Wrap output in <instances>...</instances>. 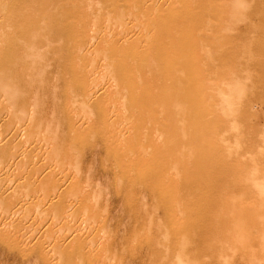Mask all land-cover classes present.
Wrapping results in <instances>:
<instances>
[{
	"label": "bare ground",
	"instance_id": "obj_1",
	"mask_svg": "<svg viewBox=\"0 0 264 264\" xmlns=\"http://www.w3.org/2000/svg\"><path fill=\"white\" fill-rule=\"evenodd\" d=\"M255 242L261 263L264 0H0V264Z\"/></svg>",
	"mask_w": 264,
	"mask_h": 264
},
{
	"label": "rangeland",
	"instance_id": "obj_2",
	"mask_svg": "<svg viewBox=\"0 0 264 264\" xmlns=\"http://www.w3.org/2000/svg\"><path fill=\"white\" fill-rule=\"evenodd\" d=\"M160 65V64H159ZM162 72H163V74H165L164 72H168V70H167V67H166V69L164 68L163 70H161ZM168 77H169V75H167ZM166 77V76H165ZM196 145L197 144H190L188 147L189 148H196ZM107 208L109 209V211L111 212H114V209L116 208L115 206L113 207L111 204H108L107 205ZM114 208V209H113ZM127 210V209H126ZM126 210H125V208H120L119 210H118V212H120V213H123V212H126ZM111 212V213H112ZM241 218V217H240ZM238 219V218H237ZM241 219H243V218H241ZM249 246H251L252 248H254V250L252 251L251 249H249V247H247V248H243V246H241V247H239L240 248V251H237V252H235L234 253V255L231 257L230 255H228V257L227 256H224V257H227L229 260H223V262H225L226 264H264V258H262V262L261 263H258L257 261H258V259L261 257V253H259V245L255 242L254 244H252V245H249ZM235 251V248H230L229 249V253L230 252H234ZM252 252H257V254H255V256H252L253 254H252ZM259 253V254H258ZM137 258V257H136ZM134 259V258H133ZM137 261H138V259H136ZM135 259L134 260H127V264H137V263H135V261H136ZM134 261V262H133ZM136 261V262H137ZM128 262H130V263H128ZM227 262H229V263H227ZM139 264V263H138ZM218 264H221V263H218Z\"/></svg>",
	"mask_w": 264,
	"mask_h": 264
}]
</instances>
